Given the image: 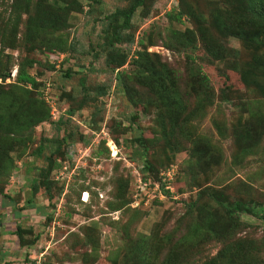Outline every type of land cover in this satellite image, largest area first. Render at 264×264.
<instances>
[{
	"label": "rangeland",
	"instance_id": "rangeland-1",
	"mask_svg": "<svg viewBox=\"0 0 264 264\" xmlns=\"http://www.w3.org/2000/svg\"><path fill=\"white\" fill-rule=\"evenodd\" d=\"M11 1L0 0V13L8 14ZM77 1L81 7L70 12L68 27L61 30L65 50L50 52L45 39L30 48L20 42L16 49H5L12 68L4 83L15 80L22 56L38 58L40 62L28 71L37 75L39 85L33 90L50 108L47 120L24 131L30 137L25 151L12 152L15 168L3 191L14 202L0 194L1 232L21 225L27 242L38 236L35 243L21 247L14 232L6 239L1 235V250L10 256L6 263L113 264L114 256L133 239L157 233L155 241H160L173 229L184 233L191 220L184 213L185 202L202 191L200 211L211 209L215 204L208 200V193L216 189L232 201L239 198L263 206L256 213H235L242 224L229 239L255 241L257 248L250 255L253 262L264 264V98L255 88L246 89L232 67L237 55L245 58L251 50L245 51L239 39L223 36L213 27L211 12L218 1L188 0L193 11L203 15L200 24L208 35L228 52L223 59L205 51L199 36L192 40L195 48L173 42L171 29L196 30L198 25L186 16L180 22L168 19L166 13L178 9V0H145L134 12L131 27L123 32L133 40L115 41L112 47L102 44L104 17L127 8L133 0ZM24 29L21 24L20 33ZM143 47L158 54L182 81L186 82L191 69L200 68L214 91L212 106L188 126L193 141L182 139L176 153L161 152L155 110L147 113L143 105L129 102L117 78L134 67L135 51ZM112 51L126 53V64L107 65L106 55ZM185 82L179 85L182 93ZM221 94L231 101L220 100ZM252 111L257 114L250 116ZM246 119H251L250 132L245 133L251 140L241 137ZM40 147V153L34 152ZM206 148L217 156L218 164H209L212 161L202 152ZM151 162L158 163L156 172L146 169ZM45 173L48 188L43 183ZM28 199L33 202L25 206ZM15 209L23 218L4 224L8 221L4 216ZM223 242L205 240L200 254L185 256L196 263L221 251ZM121 259V255L116 258L120 263Z\"/></svg>",
	"mask_w": 264,
	"mask_h": 264
},
{
	"label": "trees",
	"instance_id": "trees-1",
	"mask_svg": "<svg viewBox=\"0 0 264 264\" xmlns=\"http://www.w3.org/2000/svg\"><path fill=\"white\" fill-rule=\"evenodd\" d=\"M217 1L215 9L213 8L211 12L213 27L223 36L239 39L245 51L251 50L245 58L237 55L232 67L239 72L246 89L255 88L257 95L264 98V0ZM178 2V9L166 13L168 19L180 22L182 17L186 16L198 25L196 30L188 27L180 31L171 29L173 42L178 41L182 48L189 44L195 48L197 45L192 40L199 36L205 51L207 50L214 58H225L228 52L218 41L213 40V37L208 35L207 29L200 24L204 19L203 15L196 14L188 0H178ZM144 4L145 0H133L127 8L104 17L105 40L102 44L112 47L115 41L130 43L133 39L123 32L131 27L134 12ZM80 7L81 4L77 0H12L8 6V14H4L6 11L0 13V79L2 80L0 82V194L7 199L11 200L3 191V187L15 168L12 152L17 150L22 154L25 151L23 149L27 148L30 137L24 135V131L31 130L38 123L47 120L50 108L38 91L33 90L39 85L37 75L28 71L40 62L38 58L28 54L22 56L18 62L15 80L12 83H4L12 68L10 55L5 49H16L20 42L28 46L25 48H30L45 39L44 42L49 45L50 52L55 51L54 48L62 52L66 44L65 39H62L61 30L68 27L70 12ZM21 24L25 28L22 33L19 30ZM19 35H22L21 40L18 39ZM167 45L171 47L172 42ZM126 58V53L112 51L106 55L105 62L107 65L119 68L126 64ZM131 63L134 67L123 75L118 73L117 78L122 82L129 102L143 105L147 113L150 109L155 110L157 114L155 117L160 123V129L157 131L158 140L162 141L161 152L166 154L168 149L176 153L181 148L182 139L193 141L188 129L192 118L203 115L205 108L213 104L214 91L209 77L200 68L191 69L186 82L182 81L175 69L162 61L158 54L148 52L146 47L135 51ZM181 82L186 84L183 86L184 93L179 87ZM220 100L231 101L227 94H221ZM247 105L249 106V103ZM188 107L191 110H188ZM256 114L254 111L250 112V116ZM250 124L251 119L244 121V130L241 134V137L245 136L249 140H251L250 136L245 133L250 132ZM135 140L142 142L140 138ZM143 140L146 142V139ZM258 143L259 141L256 145ZM40 150L41 147L34 152L40 153ZM251 150L252 148L248 149ZM202 152L204 157L212 161L209 164H218L219 159L209 148ZM196 156L202 158L198 152ZM155 164L158 163H146V169L156 172L158 169ZM56 166L57 164L54 163L53 167ZM43 183L48 188L47 173L44 174ZM33 190L34 194L38 191L35 187ZM203 196L202 191H199L194 200L185 202L184 213H187L191 220L184 233L180 234L179 230L176 234L173 229V234L160 236V241H155L158 238L157 233L133 239L126 248L122 249V254L118 253L114 256L113 264H261L259 261L253 262L254 257L250 255L252 250L255 251L257 248L255 241L247 239L231 241L229 238L242 224L239 223L235 213L243 210L256 213L255 209L263 206H255L251 204L253 203L251 200L244 201L239 198L232 201L223 190L213 189L210 194L208 193V200L215 205H212L211 209L200 211L199 200ZM32 202V199H28L25 206H29ZM202 212L208 214L202 216ZM26 233L21 225H18L14 231L21 247L35 243L38 238L36 236L32 241L27 242ZM1 235L0 229V237ZM213 238L224 241L223 249L217 254L204 260L200 259L196 263L185 256V254H200L202 242ZM188 240L194 241V244L189 245ZM261 242L264 244V239ZM120 255L121 263L116 260Z\"/></svg>",
	"mask_w": 264,
	"mask_h": 264
},
{
	"label": "crops",
	"instance_id": "crops-1",
	"mask_svg": "<svg viewBox=\"0 0 264 264\" xmlns=\"http://www.w3.org/2000/svg\"><path fill=\"white\" fill-rule=\"evenodd\" d=\"M3 200V199H2ZM1 200V201H2ZM4 201V200H3ZM17 210L15 209V211H14V213H11L8 217H6V215L4 216L5 217V219L6 220H8V221H6L4 224H9L10 225V223L11 224H15L16 222V220H18V218H23L22 216H20L19 215V213L18 212H16ZM18 222V221H17ZM15 227H14V229H9V228H5V231L4 230H2V235H3V237L6 239V238H9V236L10 235H12L13 234V232L15 231V229H16V227L18 226V225H14ZM10 256H9V253H7V250H4L3 249V251H2V254L0 255V264H7L6 262L9 260L8 258H9Z\"/></svg>",
	"mask_w": 264,
	"mask_h": 264
},
{
	"label": "bare ground",
	"instance_id": "bare-ground-1",
	"mask_svg": "<svg viewBox=\"0 0 264 264\" xmlns=\"http://www.w3.org/2000/svg\"><path fill=\"white\" fill-rule=\"evenodd\" d=\"M86 195V193H84ZM84 196V195H83ZM87 196V195H86ZM88 198V197H87ZM84 200H86V198L83 197Z\"/></svg>",
	"mask_w": 264,
	"mask_h": 264
}]
</instances>
